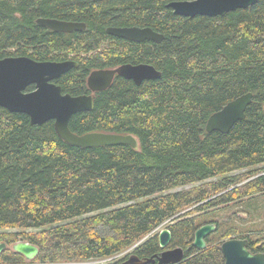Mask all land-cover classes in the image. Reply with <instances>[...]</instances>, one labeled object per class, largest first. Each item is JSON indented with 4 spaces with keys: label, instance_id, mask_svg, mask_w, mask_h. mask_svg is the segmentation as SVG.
Instances as JSON below:
<instances>
[{
    "label": "trees",
    "instance_id": "16d2710c",
    "mask_svg": "<svg viewBox=\"0 0 264 264\" xmlns=\"http://www.w3.org/2000/svg\"><path fill=\"white\" fill-rule=\"evenodd\" d=\"M170 1L0 0V58L77 61L56 80L64 93H88L86 79L95 69L148 63L161 72L139 85L115 76L93 94V109L69 122L77 134H132L137 149L70 146L53 121L33 125L27 115L0 107V230L37 229L0 232V241L29 239L41 263L101 259L170 220L171 246H185L197 229L187 206L200 212L264 191V173L237 186L264 164V0L194 17L174 14ZM40 17L86 28L55 32L37 24ZM109 26H149L164 38L132 42L107 35ZM247 92L252 100L244 119L227 133L205 130L212 113ZM242 169L247 172L227 176ZM139 245L135 251L149 256L157 235ZM214 250L190 252L179 264H220ZM0 261L24 258L7 249Z\"/></svg>",
    "mask_w": 264,
    "mask_h": 264
},
{
    "label": "water",
    "instance_id": "95a60500",
    "mask_svg": "<svg viewBox=\"0 0 264 264\" xmlns=\"http://www.w3.org/2000/svg\"><path fill=\"white\" fill-rule=\"evenodd\" d=\"M258 0H173L167 3L174 14L184 17L196 15L222 16L236 9L247 8ZM36 23L55 32L71 33L86 28L84 22L69 21L56 18L40 17ZM107 35L132 42L145 40L160 43L164 36L151 27L109 26ZM78 63L73 59L63 61H37L29 56H5L0 58V107L9 112L23 113L31 124L41 125L53 121L56 135L66 144L82 148H96L112 145H129L137 149L139 142L132 134L112 132H87L77 134L70 130L69 122L76 113L90 112L94 107L93 94L107 89L115 76L131 80L139 85L145 80L157 79L161 72L148 63H124L113 68L92 70L86 79L89 93L72 95L64 93L56 80ZM32 86V89H28ZM252 93L247 92L226 103L221 109L212 113L205 124L207 132L219 131L227 133L235 122L245 118V110L250 104ZM215 228L209 223L198 227L194 233L193 246L203 248L204 238ZM160 248H165L171 238L168 228L157 234ZM247 240L230 238L220 245L224 264H264V252L252 254L246 249ZM9 246L0 241V255ZM11 248L26 260L33 259L39 248L28 241H18ZM184 249L175 247L163 250L157 257L158 264L179 263L184 257ZM155 257L142 261L136 254H130L123 264H147L154 262Z\"/></svg>",
    "mask_w": 264,
    "mask_h": 264
},
{
    "label": "rangeland",
    "instance_id": "374dc122",
    "mask_svg": "<svg viewBox=\"0 0 264 264\" xmlns=\"http://www.w3.org/2000/svg\"><path fill=\"white\" fill-rule=\"evenodd\" d=\"M251 170H255L253 173L248 174L246 170H235L230 173H227V176L236 175L246 173L245 177L241 179L237 183V186H240L238 189H242V185L247 181L255 178L259 174L264 173V164L258 165L252 168ZM221 176L208 179L207 181L216 180ZM190 186H186L185 189ZM230 188V187H229ZM225 189H222L219 193L225 192ZM215 194V195H217ZM213 195V196H215ZM237 195H241V193H237ZM188 207V208H187ZM187 210H190V214L187 217H192L195 222V226L198 228L204 223H212L217 227L216 233L213 235H209L208 239V247L219 249L222 241L230 238V237H248L255 245H260L264 247V191L253 194L251 196H240L238 199L228 202L226 204L222 203L220 205L211 207L207 210H203L197 212L194 210V205L187 206ZM173 222V221H172ZM163 228L167 226L166 223L161 224ZM154 230V229H153ZM20 231V233H36L37 229H3L0 232H16ZM157 233V232H156ZM154 233L153 235H156ZM151 234V233H149ZM146 236V235H145ZM28 241L27 238H22L19 240H15L13 242H6V244L11 248V246L18 241ZM137 240L136 242H138ZM135 242V243H136ZM134 245V244H133ZM131 247V246H130ZM128 247L124 251H121L115 255L109 256L107 258L101 259H72V260H62L58 261H46L39 262L35 261V259L26 260L24 257V262L22 264H109L113 262L118 256H121L123 252L130 249ZM215 251V250H214ZM121 253V254H120ZM120 254V255H119ZM216 260L218 263H222V256L219 255V252L214 253ZM115 256V257H114ZM0 264H10L6 262H1Z\"/></svg>",
    "mask_w": 264,
    "mask_h": 264
},
{
    "label": "flooded vegetation",
    "instance_id": "af4514ba",
    "mask_svg": "<svg viewBox=\"0 0 264 264\" xmlns=\"http://www.w3.org/2000/svg\"><path fill=\"white\" fill-rule=\"evenodd\" d=\"M76 62H77V61H76ZM77 63H78V62H77ZM88 93H89V90H88ZM165 222L167 223V225H168V224H172V221H170V220H167V221H165ZM205 224H206V223H204L203 225H205ZM207 224H209V223H207ZM201 226H202V225H201ZM214 226H215V224H214ZM199 227H200V226H199ZM165 228H168V227H165ZM162 229H163V227L161 226V227H160L159 229H157L156 231L152 230V231H151L152 234H150L148 238H154V235H153V234L157 232V233H156V235H157L158 232H159L160 230H162ZM216 229H217V227L215 226L214 230L211 231V233L208 234V235L204 238L205 246H204L203 248H198V247L193 246L192 242H193V240H194V233H195V231H194V233H193V239H192L191 243L188 244V245H185V246H180V245H177V246H171V244H170V242H171V238H170V241H169L168 245H167L165 248H160V246H159V244H158V248L155 250V252L150 253L149 256H147L146 253H144V252H143V254H141V251H140V252L138 251L139 253L136 252V251H135V248L138 246V245H137L136 247L131 248V249H129V250L123 252L121 256H118L115 260H113V262H111V263H109V264H123V263H125V262L128 260L130 254H132V253L136 254V255H137L142 261H144V260H146V258H149V257H155V255H159V254H160L163 250H165V249H171V248H175V247H181V248H183L184 251H185V253H184V257H183V259L180 261V262H182V261L184 260L185 256H186V254H188V253H190V252H191V254H190L189 256H191V255H197V252H200V251H203V250H207V249L212 248V247H208L209 240H207V239H208L209 235L211 236V235H213V234L216 233ZM212 233H213V234H212ZM230 238H234V237H230ZM230 238H228V239H230ZM235 238L246 239V240H247L246 249H247L250 253H252V254L264 252V247H263V246H260V245L257 246V245H255V243H253L248 237H235ZM222 242H223V241H222ZM222 242H221V243H222ZM157 243H158V237H157ZM220 245H221V244H220ZM139 246H140V245H139ZM134 251H135V252H134ZM218 251H219V253H220L221 256H222V260H221L222 263H221V264H224L225 261H224L223 255H222V253H221V251H220V247H219ZM120 254H121V253H120ZM120 254H119V255H120ZM114 257H115V256H114ZM180 262H179V263H180ZM179 263H175V264H179ZM147 264H158L157 257H155L154 262H149V263H147ZM168 264H171V263H168Z\"/></svg>",
    "mask_w": 264,
    "mask_h": 264
},
{
    "label": "bare ground",
    "instance_id": "6f19581e",
    "mask_svg": "<svg viewBox=\"0 0 264 264\" xmlns=\"http://www.w3.org/2000/svg\"><path fill=\"white\" fill-rule=\"evenodd\" d=\"M74 32V31H73ZM64 33V32H63ZM72 33V32H71ZM152 234V233H151ZM149 235L150 234H147L146 236H144L141 240H139L138 242H136L134 245H132L131 247H130V249L131 248H134V247H136L137 245H139L140 243H142L146 238H148L149 237ZM9 250H11V251H13V249L12 248H8ZM13 252H15V251H13ZM15 253H17V252H15ZM19 254V253H18ZM35 258V257H34ZM33 258V259H34Z\"/></svg>",
    "mask_w": 264,
    "mask_h": 264
},
{
    "label": "built area",
    "instance_id": "2783aa9c",
    "mask_svg": "<svg viewBox=\"0 0 264 264\" xmlns=\"http://www.w3.org/2000/svg\"><path fill=\"white\" fill-rule=\"evenodd\" d=\"M161 226H162V225H160V226L156 227V228L154 229V231H156L157 229H159Z\"/></svg>",
    "mask_w": 264,
    "mask_h": 264
}]
</instances>
